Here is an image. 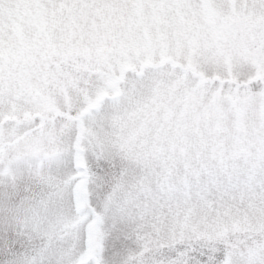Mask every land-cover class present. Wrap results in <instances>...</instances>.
<instances>
[{"label": "snow or ice", "instance_id": "6c2138e0", "mask_svg": "<svg viewBox=\"0 0 264 264\" xmlns=\"http://www.w3.org/2000/svg\"><path fill=\"white\" fill-rule=\"evenodd\" d=\"M0 264H264V0H0Z\"/></svg>", "mask_w": 264, "mask_h": 264}]
</instances>
